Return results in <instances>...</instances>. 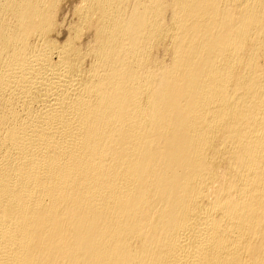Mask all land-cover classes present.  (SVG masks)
I'll return each mask as SVG.
<instances>
[{"label": "bare ground", "instance_id": "bare-ground-1", "mask_svg": "<svg viewBox=\"0 0 264 264\" xmlns=\"http://www.w3.org/2000/svg\"><path fill=\"white\" fill-rule=\"evenodd\" d=\"M0 264H264V0H0Z\"/></svg>", "mask_w": 264, "mask_h": 264}]
</instances>
